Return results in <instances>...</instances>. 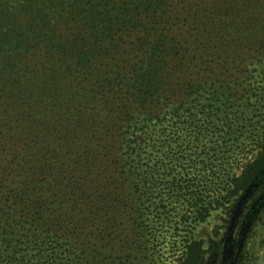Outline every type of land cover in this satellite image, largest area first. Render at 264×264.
Instances as JSON below:
<instances>
[{
    "label": "trees",
    "instance_id": "obj_1",
    "mask_svg": "<svg viewBox=\"0 0 264 264\" xmlns=\"http://www.w3.org/2000/svg\"><path fill=\"white\" fill-rule=\"evenodd\" d=\"M262 54L264 0H0V240L27 250H0V264L129 258V233H84L86 218L113 228L173 197L160 122ZM262 146L229 197L264 183ZM203 241L188 238L176 264H203Z\"/></svg>",
    "mask_w": 264,
    "mask_h": 264
},
{
    "label": "rangeland",
    "instance_id": "obj_2",
    "mask_svg": "<svg viewBox=\"0 0 264 264\" xmlns=\"http://www.w3.org/2000/svg\"><path fill=\"white\" fill-rule=\"evenodd\" d=\"M240 70H232L224 83L210 81L203 88L194 87L191 101L179 114H168L160 122L155 141L162 151L157 155L177 167L179 174L173 197L164 191L156 200L158 208L151 207L153 200L146 198L141 214L118 216L113 228H105L110 221L106 216L86 218L84 233L89 229L96 234L108 230L111 237L129 233L132 255L108 257V264H150L148 249L155 244L164 250L156 264H176L188 238L204 240L203 264H222L228 259L233 264H264V183L258 180L245 189L251 192L239 212L236 209L246 191L229 197L234 180L263 149L264 54L248 59ZM148 142L151 146L143 155L150 165L154 141ZM230 228L233 232L228 236ZM226 237L231 240L229 246H225ZM6 242L0 240L5 255L27 251L16 237L17 248H8ZM31 247L35 251L34 244Z\"/></svg>",
    "mask_w": 264,
    "mask_h": 264
},
{
    "label": "water",
    "instance_id": "obj_3",
    "mask_svg": "<svg viewBox=\"0 0 264 264\" xmlns=\"http://www.w3.org/2000/svg\"><path fill=\"white\" fill-rule=\"evenodd\" d=\"M250 192H251V189H248V190L242 195L241 199L239 200V203H238V206H237L236 212H239V211L241 210V208H242V203H243V201L249 196ZM230 229H232V228H230Z\"/></svg>",
    "mask_w": 264,
    "mask_h": 264
},
{
    "label": "flooded vegetation",
    "instance_id": "obj_4",
    "mask_svg": "<svg viewBox=\"0 0 264 264\" xmlns=\"http://www.w3.org/2000/svg\"><path fill=\"white\" fill-rule=\"evenodd\" d=\"M246 201H247V198L243 201L244 205H245ZM243 203H242V207L244 206ZM229 230H228V232H229ZM230 242H231L230 238L229 237H226V239H225V246H229L230 245ZM228 261H231L232 262L233 260L232 259H228Z\"/></svg>",
    "mask_w": 264,
    "mask_h": 264
}]
</instances>
